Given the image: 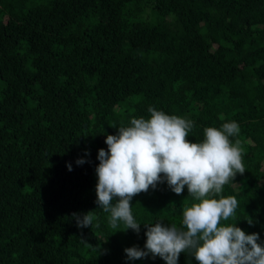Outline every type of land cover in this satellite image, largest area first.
<instances>
[{"label":"trees","instance_id":"1","mask_svg":"<svg viewBox=\"0 0 264 264\" xmlns=\"http://www.w3.org/2000/svg\"><path fill=\"white\" fill-rule=\"evenodd\" d=\"M150 107L191 120L190 142L238 124L245 172L214 198L264 244V0H0V264H165L124 250L144 249L143 224L181 227L187 187L134 196L139 235L95 203L107 135Z\"/></svg>","mask_w":264,"mask_h":264},{"label":"clouds","instance_id":"2","mask_svg":"<svg viewBox=\"0 0 264 264\" xmlns=\"http://www.w3.org/2000/svg\"><path fill=\"white\" fill-rule=\"evenodd\" d=\"M148 111V119L132 118L130 126L118 127L117 135H107V151H98L95 203L110 214L112 229L122 223L124 229L117 231L131 229L139 235L141 224L132 214L134 196L166 181L176 195L187 187L194 202L183 210L181 227L143 224L147 229L144 249L126 248L127 259L151 256L165 264H178L181 253L188 252L198 264H264V244L258 242V233L246 234L237 223H221L235 216L237 199L214 198L238 173L245 172L240 141L229 139L239 134L238 124L205 128L204 140L196 143L188 139L194 126L191 120L152 107ZM84 162L76 161L78 165ZM68 168L71 171V165ZM73 217L81 229L92 228L97 219L93 211L73 213ZM246 221L253 223L250 217Z\"/></svg>","mask_w":264,"mask_h":264}]
</instances>
